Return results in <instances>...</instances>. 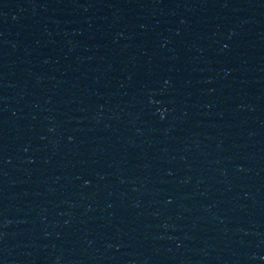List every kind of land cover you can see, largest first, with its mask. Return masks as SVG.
Here are the masks:
<instances>
[{
	"label": "water",
	"instance_id": "95a60500",
	"mask_svg": "<svg viewBox=\"0 0 264 264\" xmlns=\"http://www.w3.org/2000/svg\"><path fill=\"white\" fill-rule=\"evenodd\" d=\"M0 264H264V0H0Z\"/></svg>",
	"mask_w": 264,
	"mask_h": 264
}]
</instances>
